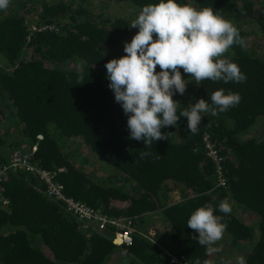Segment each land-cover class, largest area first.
Here are the masks:
<instances>
[{"label":"trees","instance_id":"trees-1","mask_svg":"<svg viewBox=\"0 0 264 264\" xmlns=\"http://www.w3.org/2000/svg\"><path fill=\"white\" fill-rule=\"evenodd\" d=\"M111 1L141 9L159 3ZM176 2L198 9L212 7L234 23L246 44L250 24L263 37L260 50L233 45L225 54L246 75L243 83H197L180 69L189 83L183 96H173L180 104L178 115L198 99L211 103V94L221 88L239 93L237 106L216 116L201 113L195 134L187 129V119L180 117L176 127L161 130L172 133L168 140L144 148L143 141L129 139L127 116L114 101L104 67L124 55L119 45L129 20L95 14L84 1L10 0L8 8L0 11V165L14 150L28 153L31 162L56 172L66 195L100 213L131 217L142 231L148 225L154 227L156 242L186 254L191 264L196 259L201 264L205 259L211 264H232L215 254L206 255L205 248L192 239L198 234L187 227L191 213L210 203L217 208L214 214L223 216L224 233L245 254L246 264H264V136L249 134L264 119V4L254 0ZM34 10L38 11L36 23L54 28L33 32L27 40ZM72 60L80 66L66 67ZM204 131L225 156L224 188L214 186L215 168L200 141ZM74 140L115 176L95 171L97 161L87 166L84 155L74 154ZM142 152L148 155L141 157ZM73 155L81 158L74 161ZM176 189L181 200L171 202L168 193ZM0 191V264H172L160 248L140 235L125 245L111 228L91 230L49 200L43 184L24 168L6 170ZM225 199L232 207L229 215L217 207ZM247 212L255 216V224L241 219L240 214Z\"/></svg>","mask_w":264,"mask_h":264},{"label":"clouds","instance_id":"clouds-1","mask_svg":"<svg viewBox=\"0 0 264 264\" xmlns=\"http://www.w3.org/2000/svg\"><path fill=\"white\" fill-rule=\"evenodd\" d=\"M9 4L10 0H0V11ZM130 28L138 31L130 42L124 43L125 55L104 65L108 88L127 116L129 139L143 141L144 148L155 141L168 140L172 133L161 130L176 127L180 117L187 119V129L195 134L203 118L201 113L216 116L239 104V93L230 90L226 93L221 88L211 94V103L198 99L177 114L180 104L173 96H183L189 83L180 69L197 83L246 81L239 66L225 55L233 45L243 48L246 40L232 21L216 14L212 7L198 9L176 0H159L143 6ZM145 155L148 153H141V157ZM217 207L224 215L232 211L227 199L221 200ZM216 211L207 203L193 211L187 220V227L198 234L192 239L209 256L222 250L216 245L227 228L223 216L214 214ZM236 260L237 264H246L243 256ZM194 264H201V260L196 259ZM203 264L211 261L205 259Z\"/></svg>","mask_w":264,"mask_h":264},{"label":"built area","instance_id":"built-area-1","mask_svg":"<svg viewBox=\"0 0 264 264\" xmlns=\"http://www.w3.org/2000/svg\"><path fill=\"white\" fill-rule=\"evenodd\" d=\"M54 25L36 23L33 22L28 27L27 40L30 39L31 34L36 31H44L47 29H53ZM201 144L205 151L206 157L212 162L215 168L216 181L215 188L226 186V180L224 178V162L225 156L221 153L216 145V142L212 139L209 132L204 131L200 137ZM36 146L33 147V150ZM24 168L25 170L34 174L37 179L44 186L45 196L54 202L60 204L61 208L76 220L90 226L95 232H101L106 228H111L114 231L115 238L119 242L129 245L132 242L135 234L140 235L147 240H150L158 248H160L170 260L172 264H191L190 259L186 254H176L165 248L155 240V230L148 228L147 230H140L134 223L133 218L126 216H109L100 213L95 208L87 205L86 203L77 200L71 196L66 195L62 187L56 181V172L31 162L30 155L20 150H14L9 154L8 161L3 162L0 165V182L2 175L9 168ZM1 199V191H0Z\"/></svg>","mask_w":264,"mask_h":264},{"label":"rangeland","instance_id":"rangeland-1","mask_svg":"<svg viewBox=\"0 0 264 264\" xmlns=\"http://www.w3.org/2000/svg\"><path fill=\"white\" fill-rule=\"evenodd\" d=\"M82 2L84 1L89 8H91L95 14L101 15L103 17H125L129 20V27L127 32L122 36L121 39V43L119 45V52L121 54H124L123 51V47H124V43L125 42H130L132 37L137 33L138 29L135 28H130L131 26V22L136 18V16L138 15L139 11L141 10V8L136 7L130 3L127 2H114L111 0H75V2ZM258 5L260 4H264V0H254ZM37 10H34L32 12H30L29 15V20L33 23L35 21H37L38 17H37ZM248 30H250V35L248 38V43L246 44L247 46H251L254 47L256 50H260L263 47V37L261 36L260 32L257 30L255 25H248L246 27ZM154 39H155V35H154ZM80 64H78V62L76 61H69L66 64V67H74L77 68L79 67ZM250 135L256 137V138H261L264 136V119L258 121L250 130L249 132ZM75 144H77V146L75 147V151L74 154H81L84 155L87 158V166H90L94 161H97V163L99 162L96 157L92 156L90 150L85 146V145H81L79 144L78 141L74 140ZM71 145V146H75V144ZM78 145L80 146L78 148ZM79 158H81L80 155H73L72 156V160L74 161H78ZM99 167H94V170L97 172H104L105 174H107L108 176H115L113 175V173H110L109 170H107L106 166L102 167V165L100 166V162L98 163ZM89 170H92V168H89ZM241 219L250 224L253 225L255 224V216L252 215L250 212L244 213V214H240ZM153 219V218H151ZM150 226V225H148ZM150 229L155 230L154 227L150 226ZM156 232V230H155ZM258 234V232L256 230H254V237H256ZM217 247H220L222 250L219 253H216L215 256L220 258L223 257L226 260H228L230 263L232 264H237V260L236 258L239 256H243L244 257V253L242 252V250H238V248L234 247L231 243H230V238L228 237L227 234H223V238L217 242Z\"/></svg>","mask_w":264,"mask_h":264},{"label":"water","instance_id":"water-1","mask_svg":"<svg viewBox=\"0 0 264 264\" xmlns=\"http://www.w3.org/2000/svg\"><path fill=\"white\" fill-rule=\"evenodd\" d=\"M42 137V135H38V138H41ZM178 193L176 192V191H170L169 193H168V196H169V200L171 201V202H175L176 201V199H178Z\"/></svg>","mask_w":264,"mask_h":264},{"label":"crops","instance_id":"crops-1","mask_svg":"<svg viewBox=\"0 0 264 264\" xmlns=\"http://www.w3.org/2000/svg\"><path fill=\"white\" fill-rule=\"evenodd\" d=\"M172 191H176V192L178 193V195H177V196H178V199H176V201L181 200L180 192H179L177 189H176V190H172ZM146 226H147V225H146ZM146 228H151V227H148V226H147ZM146 228H145V229H146Z\"/></svg>","mask_w":264,"mask_h":264}]
</instances>
